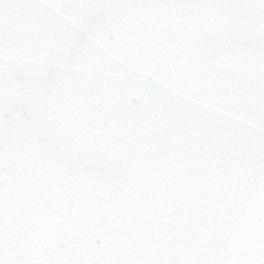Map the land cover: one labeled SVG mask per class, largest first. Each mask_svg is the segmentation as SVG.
Here are the masks:
<instances>
[{
  "label": "snow or ice",
  "instance_id": "6c2138e0",
  "mask_svg": "<svg viewBox=\"0 0 264 264\" xmlns=\"http://www.w3.org/2000/svg\"><path fill=\"white\" fill-rule=\"evenodd\" d=\"M0 264H264V0H0Z\"/></svg>",
  "mask_w": 264,
  "mask_h": 264
}]
</instances>
